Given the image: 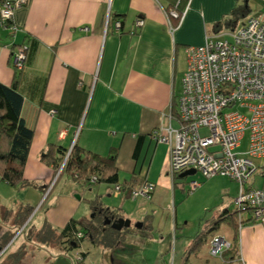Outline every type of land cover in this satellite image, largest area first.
Masks as SVG:
<instances>
[{"label": "crops", "instance_id": "1", "mask_svg": "<svg viewBox=\"0 0 264 264\" xmlns=\"http://www.w3.org/2000/svg\"><path fill=\"white\" fill-rule=\"evenodd\" d=\"M172 2L26 0L12 11L9 23L15 27L13 32L0 25L1 83L8 84L13 75V50L18 45L25 46L17 90L21 95L19 115L32 131L23 177L33 187L50 175V165L42 159V151L48 145L68 149L72 142L99 155L112 153L116 183L126 181L134 185L140 180L149 181L153 183L150 197L156 183L166 184L162 173L167 145L152 140L149 131L166 122L163 113H176L175 97L185 65L184 47L201 44L205 34L227 35L243 20L232 13L237 7L247 8L245 15H254L264 23L263 0H180L181 8L186 4L180 18L167 14ZM135 18L141 21L136 27L132 24ZM114 20L119 22L117 27L112 23ZM173 120H169L170 125ZM253 161L256 170L242 185L260 188L264 186V157ZM255 173L259 175L258 182ZM225 177L228 180H222L220 185L224 201L217 207L221 206L219 213L229 214L233 211L229 206L236 195L237 183ZM102 183L105 194L119 201L115 209L109 208V204L105 206L116 216H124L123 201L135 204L132 211L135 217L147 214L143 197L131 198L126 189L114 192L112 183ZM100 184L92 185L98 189ZM63 207L61 212L47 215V221L43 219L56 232L69 218ZM240 219V226L235 229L230 219L220 218L194 252L190 249L200 233L190 244H178L177 249L173 244L177 252H173L174 260L167 258L168 237L159 235L154 264H166L168 259L169 264H192L187 262L188 256L199 258L204 245L206 257L216 259L212 264H218L219 259L210 256L207 249V241L214 234L228 244L236 243L237 261L231 264H264V226L248 219L246 212L240 213ZM222 221L226 225L219 230ZM145 228L151 229L148 223ZM55 249L67 252L60 246ZM161 256L163 259L159 261Z\"/></svg>", "mask_w": 264, "mask_h": 264}, {"label": "built area", "instance_id": "2", "mask_svg": "<svg viewBox=\"0 0 264 264\" xmlns=\"http://www.w3.org/2000/svg\"><path fill=\"white\" fill-rule=\"evenodd\" d=\"M25 1L0 0V25H6L10 33L15 29L9 23L12 11ZM185 6L180 10L172 6L167 14L180 18ZM261 8L264 11V0ZM112 23L119 25L117 20ZM140 23L139 18L132 22L134 27ZM226 34L227 37L205 34L201 44L184 47L185 65L175 97L176 113H163L166 122L151 128L149 137L167 145L166 174L170 180L186 168L203 176H227L237 183L234 208L264 226V186L242 185L256 170L253 160L264 157V23L247 15ZM24 47L18 45L11 54L15 69L23 65ZM170 119L175 120V126L170 125ZM244 133L246 146L235 151ZM94 178L89 176V180ZM197 184L189 180L187 189ZM152 188L153 183L143 180L130 189L129 196L149 199ZM112 190L117 192L119 185L114 183ZM227 247L224 239L214 235L207 244L208 254L220 260Z\"/></svg>", "mask_w": 264, "mask_h": 264}, {"label": "rangeland", "instance_id": "3", "mask_svg": "<svg viewBox=\"0 0 264 264\" xmlns=\"http://www.w3.org/2000/svg\"><path fill=\"white\" fill-rule=\"evenodd\" d=\"M252 9L255 10L256 7H252ZM223 37H227V35ZM171 125L175 126L176 122L173 120ZM245 146L246 133L241 136L238 146L234 150L241 151ZM50 167L48 168L50 169L48 179L36 182L35 187H33V184L19 186L8 185L0 181V227L9 231L10 227L6 225H16L18 223L13 219L14 212L20 204L21 206L27 204L31 207L20 225L40 227L43 221L48 220L47 215H50L51 212L59 213L64 210L63 205H65L69 217L78 219L81 216L90 215L89 201L94 197L98 198L99 201H103V206L109 204L108 207L113 206V209L119 203L117 197L111 194L106 195V192L101 189L104 183L100 182L101 186L98 189H96V185L84 186L72 181L66 173L58 175L55 173L56 169ZM166 167L167 161L162 173L166 179V184L156 183L149 200L139 196L136 197V199H143L142 204L145 206L147 214L143 212L138 215L139 218L135 217L132 213L135 204L128 205L127 201L125 203L123 201V209L125 210L122 218L130 225L128 228L130 231L129 233L124 231V228L120 230L124 236L121 248L110 252L99 247L89 246L86 242H83L79 248L61 253L55 249L58 246L53 248L50 244L34 241L32 237L29 240L27 239L29 235L26 237L27 240H24L25 236L23 237L22 234L17 235L20 231L19 228L6 243V251L0 257V264H2V261L5 262V258L16 251L19 246H22L25 251L24 258L19 262L20 264H76L75 257L82 251H86L85 254H87L82 264H109L108 261L111 257L112 264H154L157 258L156 250L159 235L160 237H168L167 258L170 257L174 260L173 252L177 253L175 249H177L178 244H190L192 239L204 228V225H207L211 218L219 213L221 206L217 207V204L222 200L224 201V193L220 189V185L222 180L227 178L219 174L203 176L198 171H194L182 177H176L175 175L173 183H171L166 174ZM255 175L258 176L255 177V181L258 182L259 175L257 173ZM192 179L198 181V184L189 190L187 189V182ZM110 186L112 188L113 184H110ZM229 208L234 209L232 200ZM19 209L23 210L24 207H19ZM145 215L149 219L147 217L145 220L143 218ZM139 219H144V225L148 223L151 229L132 228V224L139 221ZM172 225L173 228H171ZM225 225L224 221L220 222L219 230L224 229ZM11 230L14 231L12 228ZM37 245H40L38 250L36 249ZM202 248L203 254L199 258L189 255L187 262L192 264H212L215 262L216 259L206 257L205 245ZM2 249L0 253L3 251ZM180 255L181 253L179 257ZM162 259L163 256H161V259L158 258L159 261H162ZM166 264H169V259Z\"/></svg>", "mask_w": 264, "mask_h": 264}, {"label": "trees", "instance_id": "4", "mask_svg": "<svg viewBox=\"0 0 264 264\" xmlns=\"http://www.w3.org/2000/svg\"><path fill=\"white\" fill-rule=\"evenodd\" d=\"M172 1L173 2L171 5L175 9L180 10V0ZM247 10L248 9L245 7H237L232 11V13H234V16H241L243 17L242 19H244V17L247 16L245 15ZM221 23L223 24L224 22ZM218 24L219 23L216 25ZM20 69L21 68L15 69L13 67V75L8 84H3L0 82V181H3L8 185L22 186L28 184L32 185L33 183L23 177V164L32 136V131L30 128L25 126L21 116L19 115L21 95L17 90V79L18 71ZM64 156L65 158L60 170L57 173L58 175L61 173H66L73 181L83 184L84 186H90L97 182H106L112 184L116 183V169L114 166L112 153L99 155L94 152L81 149L74 142L71 143L68 151L59 145H48L47 148L42 151V159L52 168H56ZM90 175H94L95 178L93 180H89ZM174 177L175 174L172 175L171 183H173ZM141 181L143 180L138 181L134 185H131V183L126 181H122L117 184L119 185V188L126 189L127 194H129L130 189L140 184ZM89 206L90 215L81 216L78 219H72L69 217L58 232H56L54 229H51L49 225L43 221L39 229L31 230V225H25L24 228L20 229L17 235L22 234L23 237L25 236L24 240L26 239L27 235H29V238H27L29 240H31L30 238L32 237L36 242H43L52 246H60L61 249L66 251L73 250V248L78 246L77 241L83 240H87L93 245V247L95 246L104 250H111L117 245V243H119V239H121L119 232L110 230L103 232L102 235H98V229L100 228V225H108L102 223L104 216L107 218H114L118 216L115 215V212L112 209L102 206L96 197L89 201ZM19 207H24V209L20 210ZM30 209L31 207L27 204H24L23 206H21V204L18 205L14 212L15 215L13 219L14 221H18V223L16 225H6L7 227H10L8 229L9 231H6L7 229L0 227V250L2 248L4 249L0 253V257L6 251V243L20 228V224L26 218V215L29 213ZM240 213L242 212H238L235 208L229 214L221 211L216 216V218L212 219V222H209L211 224L204 225V228L201 230L198 238L194 241L190 251L194 252L196 250L197 245L202 243L209 232L217 226L220 218L230 219L229 222H231V224L234 222L233 226L236 229L238 223H240L241 220L237 219V216L240 218ZM232 217L233 220H231ZM139 221L141 223L139 229H146L144 225V219ZM11 228L14 229V231H12ZM83 230L86 231L85 237L88 236V238L82 237L81 239L76 240V234ZM212 236H210V238ZM71 243H74L75 246L72 247ZM39 246L40 245H37L36 248ZM85 253L79 252V255L75 257L76 264H82L85 259ZM24 255L25 251L23 247L19 246L16 251L5 258V262L2 261L1 263L18 264L24 258ZM236 256V243L231 242L228 244L227 249L222 251L218 264H231L237 259Z\"/></svg>", "mask_w": 264, "mask_h": 264}, {"label": "flooded vegetation", "instance_id": "5", "mask_svg": "<svg viewBox=\"0 0 264 264\" xmlns=\"http://www.w3.org/2000/svg\"><path fill=\"white\" fill-rule=\"evenodd\" d=\"M105 217V216H104ZM103 217V218H104ZM111 219L113 218V217H110ZM106 224V223H105ZM108 224V223H107ZM130 227V225H128L127 227H121L120 229H118V230H115L113 227H111V225H100V228L98 229V235H102V233L103 232H105V231H116V232H119V236H120V238L121 239H119V243H117V245L115 246V247H117V248H121V246H122V240L124 239V236H123V234L121 233V229L122 228H124V231H127L128 233H129V231H130V229H128ZM132 228H134L133 226H132ZM135 229V228H134ZM100 233V234H99ZM85 235H86V231L85 230H83V231H81V232H79V233H77L76 234V240H79V239H81L82 237H85ZM87 238H88V236H86ZM85 237V238H86ZM99 237V236H98ZM83 242H86V244H88L89 246H93L92 244H90L87 240H83V241H77V247L76 248H73V249H77V248H79L80 247V245L83 243ZM71 246L72 247H74L75 246V244L74 243H71ZM112 250V249H111ZM111 250H108V251H110V252H112ZM83 253H85L86 251H82ZM85 257H86V254H85ZM110 257V256H109ZM109 264H112L113 263V260H112V257L111 258H109Z\"/></svg>", "mask_w": 264, "mask_h": 264}, {"label": "water", "instance_id": "6", "mask_svg": "<svg viewBox=\"0 0 264 264\" xmlns=\"http://www.w3.org/2000/svg\"><path fill=\"white\" fill-rule=\"evenodd\" d=\"M194 172V169L193 168H186V169H183L182 171L178 172L176 174V177H182V176H185L187 174H191ZM102 223L103 224H109L111 225V227H113L115 230H118L120 229L121 227H127L128 226V222L123 219L122 217L118 216V217H114V218H107V217H104L103 220H102ZM140 221H136L132 224V226L135 228V229H139L140 228ZM4 250V249H2Z\"/></svg>", "mask_w": 264, "mask_h": 264}]
</instances>
